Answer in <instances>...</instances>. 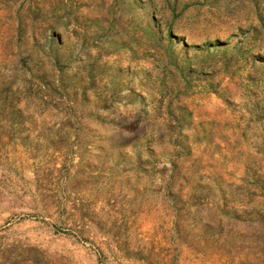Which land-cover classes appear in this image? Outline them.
Segmentation results:
<instances>
[{"label": "rangeland", "instance_id": "374dc122", "mask_svg": "<svg viewBox=\"0 0 264 264\" xmlns=\"http://www.w3.org/2000/svg\"><path fill=\"white\" fill-rule=\"evenodd\" d=\"M0 264H264V0H0Z\"/></svg>", "mask_w": 264, "mask_h": 264}]
</instances>
